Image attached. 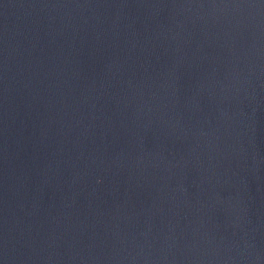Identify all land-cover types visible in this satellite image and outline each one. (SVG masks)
Instances as JSON below:
<instances>
[{"label": "water", "instance_id": "obj_1", "mask_svg": "<svg viewBox=\"0 0 264 264\" xmlns=\"http://www.w3.org/2000/svg\"><path fill=\"white\" fill-rule=\"evenodd\" d=\"M0 264H264V0H0Z\"/></svg>", "mask_w": 264, "mask_h": 264}]
</instances>
